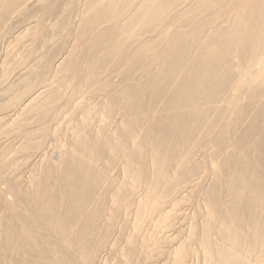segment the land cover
Returning a JSON list of instances; mask_svg holds the SVG:
<instances>
[{"label":"bare ground","instance_id":"obj_1","mask_svg":"<svg viewBox=\"0 0 264 264\" xmlns=\"http://www.w3.org/2000/svg\"><path fill=\"white\" fill-rule=\"evenodd\" d=\"M7 36L0 264H264V0H0Z\"/></svg>","mask_w":264,"mask_h":264},{"label":"rangeland","instance_id":"obj_2","mask_svg":"<svg viewBox=\"0 0 264 264\" xmlns=\"http://www.w3.org/2000/svg\"><path fill=\"white\" fill-rule=\"evenodd\" d=\"M9 36H10V35H9ZM9 36L6 37V39L4 40L3 44H2L1 47H0V48H1V49H0V59H2V56L5 55V52H6L7 47H9V46L12 44V42H13L12 38L9 39ZM6 42H8V43L6 44ZM10 43H11V44H10ZM0 65H2V64L0 63ZM0 68H1V66H0ZM0 71H1V69H0ZM186 211H187V210H186ZM186 211L183 212V214H184V213H189V212H186ZM173 232H174V231L169 232L168 235H169V236L173 235ZM101 257H105V256L101 255ZM107 258L110 259V255H109ZM157 262H158L159 264H164V263L160 262V259H159V260H154L153 263H150V264H158ZM97 264H101V261L98 262Z\"/></svg>","mask_w":264,"mask_h":264}]
</instances>
